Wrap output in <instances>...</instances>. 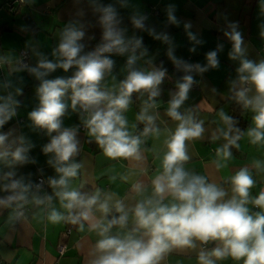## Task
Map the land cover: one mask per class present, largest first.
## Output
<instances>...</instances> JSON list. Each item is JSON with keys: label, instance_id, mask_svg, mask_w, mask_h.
Here are the masks:
<instances>
[{"label": "crops", "instance_id": "0c3cea01", "mask_svg": "<svg viewBox=\"0 0 264 264\" xmlns=\"http://www.w3.org/2000/svg\"><path fill=\"white\" fill-rule=\"evenodd\" d=\"M9 1L0 0V104L9 103L14 114L0 126V135L7 137L0 151L8 153L0 157V199L12 193L5 191L4 186L13 180L21 181L27 190L23 200L0 205V264H92L104 254L96 247L102 239L149 238L145 235L147 230L138 226L134 209L139 203L160 199L153 181L164 173L167 142L180 124L168 115L170 101L179 91L178 85L184 82L188 66L194 63L207 70L190 68L193 84L177 111L202 122L204 131L198 138L185 140L188 159L180 166L189 176L204 177L207 183L222 189L226 195L218 202L232 198V177L247 168L254 183L245 207L249 215L264 214V209L251 203L264 192V140L252 143L248 132L256 127L253 117L257 113L236 96L243 89L248 90L249 99L257 95L253 83L240 79L248 73L241 74L238 69L242 59L255 64L264 61V0H26L17 4L14 12L7 9ZM109 6L116 14L118 23L114 27L122 33L127 51L103 53L113 64L104 70L100 90L118 96L122 83L133 71L147 74L161 70L165 75L155 89L157 96L150 98L151 89L134 91L127 108L121 110L129 136L139 139L137 153L129 157L111 158L105 154L86 125L89 112L83 113L79 104L73 107L72 89L68 88L61 97L65 110L59 118V131L74 130L77 151L70 161L61 163L54 152L44 151L58 132L49 134L47 128L30 119V113L41 107L38 89L43 80L71 79L79 67L74 64L67 71L57 67L42 78H37L31 69L41 61L57 64L64 59L58 48L70 26L84 33L78 41L83 45L79 56L95 52L106 43L101 18L103 9ZM134 19L141 20L142 27H136ZM233 26L243 41V56L236 59L230 56L234 42L225 35ZM136 40L140 41L139 46ZM25 49L30 51L27 67L19 62L20 52ZM213 51L217 54L216 67L209 66L207 59ZM133 56L135 60L129 65ZM106 104L107 101L103 102L101 107ZM144 109L146 115L154 117L152 125L138 119ZM221 113L230 118L240 114L248 123L236 143L229 145L231 155L227 159L222 152L218 154L228 144L223 133L229 132L230 137L236 134L229 131L230 124ZM146 127L154 130L145 133ZM21 147L26 149L24 162L15 161L12 155ZM67 163L78 164L79 168L63 190L88 195L99 192V202L107 201V213L96 205L91 221L72 222L69 210L56 195L62 189L51 183L62 175L56 169ZM10 172L13 175L5 179ZM39 176L47 181V188L41 192L32 187ZM117 202L123 205L127 221L123 226L113 225L102 236L101 228H92L91 224L107 226L115 213L119 218L122 213L116 210ZM162 203L171 206L180 201L166 192ZM21 208L25 213L19 218L17 210ZM53 210L64 219L51 222ZM78 211L71 210V215ZM193 243L195 247H172L162 254L158 264H201V252L208 254L222 247L220 240L204 243L193 238ZM210 259L214 264H244V258L236 260L231 256Z\"/></svg>", "mask_w": 264, "mask_h": 264}, {"label": "clouds", "instance_id": "9594fccd", "mask_svg": "<svg viewBox=\"0 0 264 264\" xmlns=\"http://www.w3.org/2000/svg\"><path fill=\"white\" fill-rule=\"evenodd\" d=\"M101 23L104 25V43L95 52L86 56H79L83 45L78 41L83 37L82 31L73 27H68L63 33L62 42L59 45L58 53L62 59L54 64L48 61H41L37 68L31 69L37 78H42L48 71H54L57 67L67 71L74 64L79 67V71L71 79L57 78L55 80H43L38 89L41 107L30 113V119L38 126L47 128L49 134L57 131L58 135L52 138L51 142L44 148L45 153L54 152L58 162L70 161V158L77 151V141L75 132L72 129L61 128L60 117L65 110V104L61 102V97L68 88L72 89V105L75 108L79 104L85 112H89L86 125L90 134L95 136L99 145L104 149L107 156L111 158L133 156L138 151L139 139L130 137L127 130V121L121 114V110L126 109L131 94L141 89H151L150 98L158 95L155 90L164 78V71L154 70L147 74L133 71L127 80L122 83L121 91L118 96H112L99 88V82L103 78L105 69H110L113 61L103 56L105 52L116 51L123 54L127 51L122 33L114 25L116 14L111 6L103 9ZM174 20V17L170 16ZM136 27H142L141 20L134 19ZM232 40L233 52L230 53L232 59L243 56L241 47L243 41L241 34L233 29L230 33H225ZM264 35V33H262ZM136 46L140 41L136 40ZM55 54V53H54ZM79 56V58H77ZM208 64L216 67L218 64L215 51L208 53ZM135 57L128 61L131 65ZM189 69L191 66H188ZM199 71L206 68L195 66ZM44 69L45 71H41ZM238 71L248 73L241 75V81H250L255 85L257 95L249 99L247 89L236 93V96L243 102L245 107L251 106L257 114L253 117L255 128L250 129L248 135L252 137V143L264 140V61L255 64L250 60L242 59L241 67ZM184 82L178 85L179 91L170 101L168 115L179 120L172 138L167 142L168 152L164 156V173L154 181L155 194L159 200L153 202L139 203L134 209V215L140 228L147 231L145 235L149 238L133 239L129 237L121 240L115 237H107L98 241L96 247L104 254L92 261V264H158L162 254L172 247H195L193 238L201 242L211 240L222 241V247L215 248L211 253L201 252L199 259L201 264H214L210 256L223 258L231 256L236 260L244 258V264H264V214L257 213L255 216L249 215L245 207L249 203V189L254 181L249 175L247 168L241 169L232 177L233 193L231 199L221 201L226 193L214 184L207 183L204 177L189 176L181 165L182 161L188 159L185 152V140L198 138L204 129L202 122H195L192 117L182 116L177 109L187 98V93L192 84V77L185 76ZM11 99V98H9ZM107 101L106 107H101ZM91 110V111H90ZM144 109L138 119L147 121L152 125L154 117L146 115ZM14 110L9 103L0 104V126H2L11 116ZM222 119L231 124V118L221 113ZM152 127H146L145 133L153 131ZM231 131V128L229 129ZM239 132V130H236ZM228 140L222 152L225 159L231 153L229 145L235 144L239 135L229 136V132L223 133ZM7 137L0 135V147L4 146ZM25 148H18L12 153L15 161L24 162L26 156L23 154ZM7 151H0V157L7 156ZM78 164L67 163L65 166L58 167L56 170L62 173L59 180H52L53 187L62 190L57 191L56 195L60 198L63 207L69 210L70 218L73 223L81 220L91 221L92 208L98 205L99 209L107 213L109 211L107 201L100 203L99 192L88 195L77 191L63 190L67 187L68 178L77 175ZM13 173H8L5 179L11 177ZM19 189V191H17ZM4 190L12 191V195L0 199V205H10L14 201L23 200L26 187L19 180H13L4 186ZM170 193L175 200L180 203H173L171 206L164 205L162 200L165 193ZM50 200L51 197H48ZM67 201V203H64ZM251 203L264 209V192ZM78 209L76 215H71V210ZM116 210L122 213L119 218L113 217L107 226L102 227L98 222L92 223V228H101L100 234L103 236L113 225L123 226L127 221V213L120 202L116 204ZM64 217L53 210L49 220L53 223L59 222Z\"/></svg>", "mask_w": 264, "mask_h": 264}, {"label": "built area", "instance_id": "2783aa9c", "mask_svg": "<svg viewBox=\"0 0 264 264\" xmlns=\"http://www.w3.org/2000/svg\"><path fill=\"white\" fill-rule=\"evenodd\" d=\"M26 0H10L7 4V9L10 12H14L17 8V4H23ZM19 62L21 64V66L23 67H27L29 66V62H30V51L25 49L22 50L20 52V59ZM198 65L196 63L191 65V69L193 70H198L195 66ZM83 113H87L84 111V109L82 108ZM83 128H86L85 126H83ZM32 187L35 191L41 192L43 190H45L47 188V181L45 180V178L43 176H39L32 184ZM13 193H9L8 196L12 195ZM15 202V201H14ZM13 203V202H12ZM25 213V209L21 208L17 210V214L18 217L21 218ZM61 252H64V248H61Z\"/></svg>", "mask_w": 264, "mask_h": 264}, {"label": "trees", "instance_id": "16d2710c", "mask_svg": "<svg viewBox=\"0 0 264 264\" xmlns=\"http://www.w3.org/2000/svg\"><path fill=\"white\" fill-rule=\"evenodd\" d=\"M180 63V62H179ZM187 70H185V72H186ZM184 72V73H185ZM185 76H191V74H190V69L188 68V72H186L185 73ZM184 76V77H185ZM193 81V80H192ZM192 84H193V82H192ZM192 84H191V86H192ZM248 126V123L245 121V119L244 118H242V116L240 115V114H238V115H233L232 116V118H231V124H230V128L232 129V131L236 134V135H240L241 133H243V131L245 130V128ZM239 130V132H237L236 130ZM116 214L117 213H115L112 217H111V219L113 218V217H116Z\"/></svg>", "mask_w": 264, "mask_h": 264}, {"label": "water", "instance_id": "95a60500", "mask_svg": "<svg viewBox=\"0 0 264 264\" xmlns=\"http://www.w3.org/2000/svg\"><path fill=\"white\" fill-rule=\"evenodd\" d=\"M27 20H28V22H30L29 19H27ZM30 20H31V18H30Z\"/></svg>", "mask_w": 264, "mask_h": 264}]
</instances>
